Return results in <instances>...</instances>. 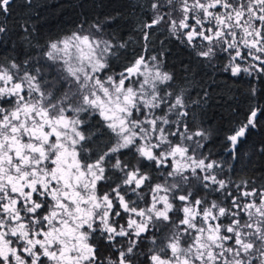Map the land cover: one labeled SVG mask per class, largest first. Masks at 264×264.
I'll return each mask as SVG.
<instances>
[{
    "label": "snow or ice",
    "instance_id": "6c2138e0",
    "mask_svg": "<svg viewBox=\"0 0 264 264\" xmlns=\"http://www.w3.org/2000/svg\"><path fill=\"white\" fill-rule=\"evenodd\" d=\"M12 3L0 264H264V0H129L127 39L105 31L117 12L43 43L31 16L9 27ZM198 70L246 85L248 106L210 125Z\"/></svg>",
    "mask_w": 264,
    "mask_h": 264
},
{
    "label": "trees",
    "instance_id": "16d2710c",
    "mask_svg": "<svg viewBox=\"0 0 264 264\" xmlns=\"http://www.w3.org/2000/svg\"><path fill=\"white\" fill-rule=\"evenodd\" d=\"M22 4L23 0H13L11 14L7 17L8 25L11 28L21 22V17L31 16V22L39 27L41 43L49 38H55L57 35H63L74 30L75 26L84 20L89 22L97 19L104 20L106 16L116 15L117 12L121 15L117 16L114 22H110L105 31L124 39L130 35V20L126 17H129L133 9L129 7V0H33L32 9L25 8ZM136 11L138 12V9ZM0 19H4V17L0 16ZM84 26L87 28L88 24ZM169 48L171 51L166 61V70H175L178 77L183 76L180 60L183 59V62L187 63V57L178 53L175 45H169ZM132 50L133 45L130 44L126 51L131 52ZM201 77H203V86L210 93L207 109L211 117L210 125L215 124L222 116L227 117L229 110L236 105L242 109L248 106L249 100L244 91L246 85L234 83V78H230L229 74L226 73L212 75L209 71L205 75L203 70H198L197 81L190 88L193 98L196 97L199 90ZM200 95H203L202 91ZM210 125H206V127ZM255 139L256 137L251 138L252 141ZM249 149L250 144L245 145V150ZM242 166L243 162L241 165H237L238 168ZM248 174L250 173L247 170L238 171L234 178H242Z\"/></svg>",
    "mask_w": 264,
    "mask_h": 264
}]
</instances>
